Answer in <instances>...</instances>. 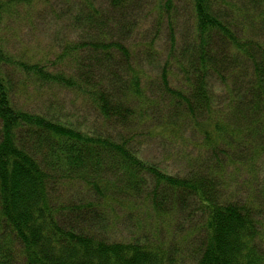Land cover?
Returning <instances> with one entry per match:
<instances>
[{"label": "trees", "instance_id": "1", "mask_svg": "<svg viewBox=\"0 0 264 264\" xmlns=\"http://www.w3.org/2000/svg\"><path fill=\"white\" fill-rule=\"evenodd\" d=\"M37 7L42 56L13 47ZM146 126L199 138L184 175ZM0 264H264V0H0Z\"/></svg>", "mask_w": 264, "mask_h": 264}, {"label": "rangeland", "instance_id": "2", "mask_svg": "<svg viewBox=\"0 0 264 264\" xmlns=\"http://www.w3.org/2000/svg\"><path fill=\"white\" fill-rule=\"evenodd\" d=\"M42 11L39 7L35 8V11L32 12L34 17L32 22L25 20L22 23L24 19H21L22 26L12 28L13 38H17L15 41L17 44H14L13 47L17 52L21 51L26 55H46L48 51L55 50L53 41L64 37L66 31L63 16L56 15V11L52 14H43ZM167 44L168 36L164 33L159 49H164ZM154 65L151 72L154 73L153 75H158L160 73L159 64L154 63ZM64 100L66 106L61 107L71 115L75 122H84L88 118L90 126L93 127L92 116L86 114L82 105L77 104L72 96L67 94H65ZM41 108L42 106L36 110H41ZM132 137L137 149L140 150L142 159L147 163L160 165L162 171L172 175H184L186 173L187 164L194 156V140H199L195 135L186 133L178 142L171 143L150 126H146L141 132L134 133ZM128 220V218H124L123 224L118 227V231L114 229L111 232L113 237L123 240L129 239L133 235L134 228L127 226Z\"/></svg>", "mask_w": 264, "mask_h": 264}]
</instances>
